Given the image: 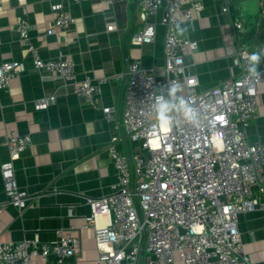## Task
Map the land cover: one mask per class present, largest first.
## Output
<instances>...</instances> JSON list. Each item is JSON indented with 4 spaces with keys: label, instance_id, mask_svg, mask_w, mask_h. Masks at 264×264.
<instances>
[{
    "label": "built area",
    "instance_id": "built-area-1",
    "mask_svg": "<svg viewBox=\"0 0 264 264\" xmlns=\"http://www.w3.org/2000/svg\"><path fill=\"white\" fill-rule=\"evenodd\" d=\"M102 1L112 4L124 0ZM233 1L225 0L222 12L232 15ZM163 3L164 74L156 75L139 61L128 63L125 73L128 80L123 126L133 140L140 142L144 153H123L114 145L118 137L112 139L110 156L118 179L110 193L86 198L91 214L81 227L94 229L99 264H140L142 257L147 264H169L176 259L184 264H254L244 250L238 217L241 213L264 211V201L254 195L256 183L264 182V143L251 142L247 137V128L258 111L264 59L260 74L250 78L243 53L251 52L241 43L237 52L240 74L198 90L199 79L188 70L183 55L187 48L195 50L197 42L179 36L174 27L185 20L193 21L204 8V0H141L144 25L132 42L155 40L156 26L148 18ZM56 7L57 15L47 34H56L75 22L61 3ZM234 23L238 30L243 28L238 19ZM114 27L108 25V30ZM18 28L34 66L62 81L65 87L71 86L74 94L98 108L96 97L110 77L80 79L71 55L43 59L30 43L32 24L20 17ZM25 71L23 61L0 64V91L8 89L11 81ZM170 83L181 85V94L198 110L196 125L180 118L171 128L157 124L151 106ZM55 101V94L44 96L35 102V108L47 109ZM102 111L109 121L116 120L115 107L104 106ZM31 142L29 134L10 133L6 140L9 157L0 161L4 191L21 211L28 208L33 196L19 184L15 162ZM99 215H106L107 222L99 225ZM58 235L57 240L47 243L36 237L0 242V264H41L37 258L42 264H67L77 254L80 237L75 229H62Z\"/></svg>",
    "mask_w": 264,
    "mask_h": 264
},
{
    "label": "crops",
    "instance_id": "crops-1",
    "mask_svg": "<svg viewBox=\"0 0 264 264\" xmlns=\"http://www.w3.org/2000/svg\"><path fill=\"white\" fill-rule=\"evenodd\" d=\"M225 0H204V8L193 21L179 25L188 31L181 37L197 42L183 55L192 73L199 79L198 90L237 77L241 66L237 52L243 43L252 53L264 49V0H234L232 15L222 12ZM74 18L47 34L57 15V5ZM166 3L148 20L155 23L156 37L151 43L134 44L132 37L144 25L141 0H124L112 4L102 0H0V64L23 61L26 71L13 79L8 89L0 91V161L9 157L7 136L14 132L29 134L31 145L15 162L19 184L33 196L31 204L21 211L4 191L0 171V242L34 238L47 243L58 239L62 229H75L80 246L67 264H99L100 249L94 229L81 227L91 207L87 197H101L112 191L118 179L110 156L112 139L123 153H144L140 142L133 140L123 126L127 65L139 61L156 75L164 74L165 33L161 23ZM181 15L184 13L181 12ZM32 24L30 43L39 49L43 59L71 55L80 79L109 76L97 95L98 108L73 93L71 86L53 79L51 74L34 66L33 57L22 42L19 18ZM243 24L238 30L235 20ZM115 25L108 30V25ZM133 33L127 42L129 32ZM123 74V76H119ZM56 95L47 109L37 110L35 102ZM258 111L247 128L249 141L264 143V82L258 85ZM113 106L117 118L109 121L102 107ZM264 177V164L262 167ZM254 195L264 201V182L254 186ZM107 222L99 215L97 223ZM238 228L244 250L254 264H264V211L241 213ZM38 263L41 260L37 258ZM140 264H147L142 257ZM169 264H184L176 259Z\"/></svg>",
    "mask_w": 264,
    "mask_h": 264
},
{
    "label": "clouds",
    "instance_id": "clouds-1",
    "mask_svg": "<svg viewBox=\"0 0 264 264\" xmlns=\"http://www.w3.org/2000/svg\"><path fill=\"white\" fill-rule=\"evenodd\" d=\"M176 30L183 35L188 31L187 27L177 25ZM247 61V72L250 78L257 77L259 66L264 59V49L252 53H243ZM182 87L177 83H170L163 88L160 95L154 98L151 106L152 114L160 127L171 128L176 124L177 118L187 124L196 125L199 120L198 110L193 106L190 99L182 94Z\"/></svg>",
    "mask_w": 264,
    "mask_h": 264
},
{
    "label": "water",
    "instance_id": "water-1",
    "mask_svg": "<svg viewBox=\"0 0 264 264\" xmlns=\"http://www.w3.org/2000/svg\"><path fill=\"white\" fill-rule=\"evenodd\" d=\"M133 30H134V28H132V30L129 32L128 37H127V42L129 41V39H130V37H131V35H132V33H133ZM257 40H258L260 43H263V42H264V38H263V37H258V38H254V39H252L253 42H257Z\"/></svg>",
    "mask_w": 264,
    "mask_h": 264
}]
</instances>
